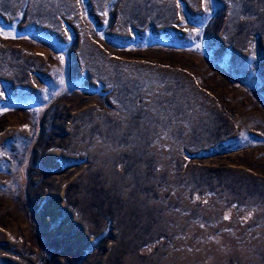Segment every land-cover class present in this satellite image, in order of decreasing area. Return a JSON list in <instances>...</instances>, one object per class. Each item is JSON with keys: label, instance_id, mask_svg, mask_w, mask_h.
Instances as JSON below:
<instances>
[{"label": "rangeland", "instance_id": "rangeland-1", "mask_svg": "<svg viewBox=\"0 0 264 264\" xmlns=\"http://www.w3.org/2000/svg\"><path fill=\"white\" fill-rule=\"evenodd\" d=\"M0 264H264V0H0Z\"/></svg>", "mask_w": 264, "mask_h": 264}]
</instances>
